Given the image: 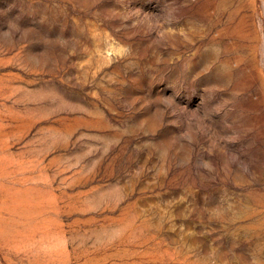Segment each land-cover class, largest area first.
<instances>
[{"label": "rangeland", "instance_id": "obj_1", "mask_svg": "<svg viewBox=\"0 0 264 264\" xmlns=\"http://www.w3.org/2000/svg\"><path fill=\"white\" fill-rule=\"evenodd\" d=\"M0 264H264V0H0Z\"/></svg>", "mask_w": 264, "mask_h": 264}]
</instances>
